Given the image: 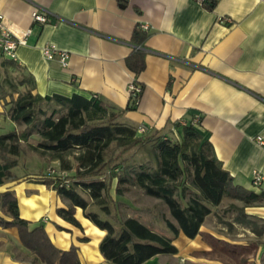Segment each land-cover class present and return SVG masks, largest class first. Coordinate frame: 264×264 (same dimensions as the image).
Returning a JSON list of instances; mask_svg holds the SVG:
<instances>
[{
    "label": "crops",
    "instance_id": "1",
    "mask_svg": "<svg viewBox=\"0 0 264 264\" xmlns=\"http://www.w3.org/2000/svg\"><path fill=\"white\" fill-rule=\"evenodd\" d=\"M208 1L214 2L211 9ZM33 9L44 11L47 23L32 21ZM0 13L8 23L31 29L16 52L17 63L34 77V93L95 94L124 108L133 82L140 92L136 108L125 112L126 122L161 128L168 119H198L197 127L233 182L255 191L264 188V145L255 140L264 138V0H0ZM137 25L148 33L142 46L131 41ZM48 43L68 53L66 65L43 56ZM137 48L144 51L139 74L126 65ZM2 111L0 104V132L16 128ZM253 170L262 176L258 186L252 184ZM12 182L0 185V192L14 190L20 217L41 220L56 247L75 245L79 264H111L98 250L104 231L95 229L79 207L77 227L57 215L56 208L64 204L53 190L33 181ZM243 212L264 224V205ZM235 235L239 238L202 224L194 238L178 234L173 240L177 253L159 254L143 264H183L172 258L192 250L211 252L212 238L230 247L246 245ZM258 236L264 251V228ZM186 249L189 253H181ZM0 264L42 263L22 246L15 227L0 226Z\"/></svg>",
    "mask_w": 264,
    "mask_h": 264
},
{
    "label": "trees",
    "instance_id": "2",
    "mask_svg": "<svg viewBox=\"0 0 264 264\" xmlns=\"http://www.w3.org/2000/svg\"><path fill=\"white\" fill-rule=\"evenodd\" d=\"M205 5L211 9L213 1ZM148 33L134 27L131 41L142 46ZM126 65L135 74L144 69V51L134 49ZM0 104L16 128L0 132V185L15 181L24 144L45 159L56 161L58 171L41 172L32 180L53 190L64 206L56 213L80 227L75 209L104 231L98 250L111 264H143L159 254H175L173 240L182 232L194 238L210 206L224 199L241 202L234 217L256 235L264 224L248 219L244 208L264 205V188L255 191L233 182L209 139L197 127L198 119H168L161 128L137 131L125 112L135 109L138 95L124 108L95 95L34 93L35 80L17 61L0 58ZM16 94L15 97L13 95ZM176 134L172 139L170 134ZM36 141L30 143V139ZM62 173V174H61ZM132 188L160 199L171 219L163 221L171 236L160 234L137 217L123 215L122 197ZM234 207V203H231ZM0 226L15 227L22 246L42 264H79L77 247H56L41 220L20 217L14 190L0 192ZM7 217V218H5Z\"/></svg>",
    "mask_w": 264,
    "mask_h": 264
},
{
    "label": "rangeland",
    "instance_id": "3",
    "mask_svg": "<svg viewBox=\"0 0 264 264\" xmlns=\"http://www.w3.org/2000/svg\"><path fill=\"white\" fill-rule=\"evenodd\" d=\"M1 77L2 71L0 73V78ZM15 96L16 94L13 95V97ZM169 136H171L172 139L177 138L174 133ZM30 143H33L32 137ZM49 171H58V163L45 159L24 144V151L20 155L19 164L13 169L18 179L11 182L13 185L19 184L20 182H31L34 179H38V174L41 172ZM116 199L123 202V206L121 207L123 215L137 217L141 222L160 234L169 237L172 235L165 226L163 219H173L168 212L167 206L160 199L146 195L139 188H132L130 192L122 197H116ZM231 203H234L235 206L233 207ZM241 205L239 201L224 199L218 206H210L211 213L205 217L203 224L206 228L212 229L218 233H228L229 237L233 236L236 238L237 235L235 234H240V238L245 241L246 245L230 247L223 242L218 243L212 238L214 249H212L211 252L192 250L189 253V250L186 249L181 253H189V256H186L187 258L183 257L182 254H176V256H174L175 258L172 259H177L183 264H219L221 262L224 264H257L256 259L258 258V263L264 264V251L259 249L262 242L261 237L256 234L255 236H249L243 230L245 228L243 224L235 223V226L232 223L235 221L234 217L238 212L237 207ZM93 227L99 230L96 226ZM204 238L208 242V236ZM176 243H178V241H176ZM257 249H259L258 252ZM211 259H213L214 262L209 261Z\"/></svg>",
    "mask_w": 264,
    "mask_h": 264
},
{
    "label": "built area",
    "instance_id": "4",
    "mask_svg": "<svg viewBox=\"0 0 264 264\" xmlns=\"http://www.w3.org/2000/svg\"><path fill=\"white\" fill-rule=\"evenodd\" d=\"M200 3L205 0H198ZM32 21L44 24L47 23L48 17L44 11L33 9L31 12ZM143 29H147V25H142ZM31 32L30 28H19L8 23L2 13H0V57L17 61V48L19 45H24L26 39ZM42 54L47 60L57 58L62 65H66L68 61V53L64 50L56 48L53 44H45L42 47ZM130 97H135L140 92V86L135 83H130L128 86ZM195 121V120H194ZM149 126L140 123L137 126L139 133H144L149 130ZM255 140L264 145V138L260 135L255 137ZM54 171H49L53 173ZM262 176L257 170L252 171V184L258 186L261 184Z\"/></svg>",
    "mask_w": 264,
    "mask_h": 264
}]
</instances>
